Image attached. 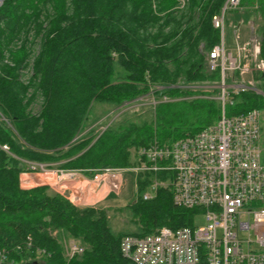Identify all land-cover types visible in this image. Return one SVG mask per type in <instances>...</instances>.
<instances>
[{
  "label": "trees",
  "instance_id": "trees-1",
  "mask_svg": "<svg viewBox=\"0 0 264 264\" xmlns=\"http://www.w3.org/2000/svg\"><path fill=\"white\" fill-rule=\"evenodd\" d=\"M225 2L3 1L0 251L8 261L133 264L121 253L123 237L195 227L201 211L176 206L171 188L160 187L153 198L143 200L154 178L164 180L163 173L137 174L139 200L128 205L136 230L123 233L111 228L105 209L76 207L49 186H39L47 177L22 176L21 185L28 189L21 188L19 177L40 171H32L29 164L82 171L88 178L97 170L134 168L139 164L137 149L154 141L169 144L217 122L221 74L204 75L202 68L205 53L221 42L212 18L221 14ZM239 6L260 21L256 37L264 61V0H240ZM35 42L38 50L32 53ZM29 66L31 77L25 84L21 72ZM234 75L238 73L231 79ZM254 77L264 94V74ZM148 96L156 103L150 119L121 114L102 132L95 125L100 118L89 120L95 104L109 106L107 114L113 116L112 111ZM37 97L39 110L30 113ZM231 102L225 106L227 116L264 112V96L251 90L232 95ZM63 237L77 241L83 252L65 256Z\"/></svg>",
  "mask_w": 264,
  "mask_h": 264
},
{
  "label": "built area",
  "instance_id": "built-area-1",
  "mask_svg": "<svg viewBox=\"0 0 264 264\" xmlns=\"http://www.w3.org/2000/svg\"><path fill=\"white\" fill-rule=\"evenodd\" d=\"M239 3L240 0H226L221 14L212 18L213 27L221 32V42L205 53L202 68L204 75L220 71L217 97L221 102L220 118L194 135L169 144L160 145L154 141L137 149L139 164L128 169L136 175L139 172L163 173L164 180L154 178L143 200L153 198L158 188L169 187L174 204L200 210L206 225L175 230L161 228L143 237H123L121 253L133 264H264L262 113L256 109L234 116L225 113L226 104L232 103V95L249 90L253 82H235L231 79L233 74H264L260 43L253 27L250 29L253 36L247 41L241 40L239 28L234 29V48L226 50L225 16ZM2 149L8 151L7 146ZM29 165L32 171L37 168L36 164ZM69 172L71 178H79L73 188L83 183V190L104 176H116L114 173L119 169L97 170L89 179L84 178L82 171ZM73 242L68 248L70 257L84 250ZM4 253L0 251L2 259Z\"/></svg>",
  "mask_w": 264,
  "mask_h": 264
},
{
  "label": "rangeland",
  "instance_id": "rangeland-1",
  "mask_svg": "<svg viewBox=\"0 0 264 264\" xmlns=\"http://www.w3.org/2000/svg\"><path fill=\"white\" fill-rule=\"evenodd\" d=\"M4 1V0H3ZM1 2V4L3 3ZM0 4V5H1ZM260 21L254 20L250 17V14H247L243 7L239 6L234 11L228 13L225 18V29H224V43L226 50L231 51L234 48L233 42V30L239 28L241 34V40L247 41L253 35L251 34V27L254 29V36L257 35V29L259 27ZM250 26V27H249ZM38 50V42H35L34 45L31 46L32 53H37ZM237 73V72H236ZM256 74H238L235 82H243L247 84L248 81H253L249 90L258 93L260 91L256 88V81L254 80V76ZM31 77V67L24 69L21 72V81L23 83H27ZM259 94V93H258ZM264 96V95H262ZM41 104V98L37 97L36 101L30 106V113H36L39 110ZM153 106V100L151 96L138 99L132 104H127L122 108L117 109L116 111H112L110 114L107 112L110 111V107L105 104H95L93 110L89 115V120H95L100 118V122L98 121L95 125L97 126L96 130L101 131V129L107 127L113 118H117L119 115L123 114L122 117L130 118L132 116L141 117V118H152L151 108ZM136 114V115H135ZM110 116V117H109ZM109 117V119H107ZM121 117V118H122ZM111 120V121H110ZM92 122V121H91ZM105 124H107L105 126ZM94 125V126H95ZM261 126H262V143L264 140V112L261 115ZM263 146V145H262ZM264 150V146H263ZM134 153V152H133ZM37 165V164H36ZM38 168H41L38 172L33 173H23L30 175H38L47 177L46 183L42 182L39 186H49L52 192L59 193L60 195L67 198L71 203H73L76 207L86 208H103L107 211L109 217V224L111 228L115 232H134L136 230L135 224L132 221V214L128 207L131 202L139 200L138 196V180L137 175L133 173L134 171H128V169H119V172H115L116 176H104L100 179L99 182L89 183L87 187H83L81 190L80 183L76 185L78 177L71 178L68 176L70 174L69 171H62L56 169H48L46 166L43 168L40 165H37ZM132 169V168H129ZM22 175V174H21ZM20 175L19 181L21 182L22 176ZM26 176V175H25ZM79 176V175H78ZM83 177V176H82ZM85 179L87 177L84 176ZM79 179V178H78ZM89 179V178H88ZM21 184V183H20ZM74 184V185H73ZM21 186V185H20ZM31 188V187H29ZM194 225L196 227H203L206 225V219L204 215H198L195 217ZM56 235V232H53ZM61 244L64 249V255L69 256L71 253L67 249L73 242L72 239H67V237L61 238ZM75 242V241H74ZM73 242V243H74ZM70 243V244H69ZM76 244L77 241L75 242ZM5 258L0 257V264H25L27 261H22L19 263H14L13 261H8L6 259V252L3 254ZM75 254L73 256H76ZM70 257V256H69ZM31 262V261H28ZM39 262V261H38ZM38 264V263H37ZM39 264H43V262H39Z\"/></svg>",
  "mask_w": 264,
  "mask_h": 264
},
{
  "label": "crops",
  "instance_id": "crops-1",
  "mask_svg": "<svg viewBox=\"0 0 264 264\" xmlns=\"http://www.w3.org/2000/svg\"><path fill=\"white\" fill-rule=\"evenodd\" d=\"M250 27V26H249ZM24 175H28V174H22L21 176H24ZM21 183V182H20ZM21 185V184H20ZM21 188H23V189H28L29 187H23L22 185H21Z\"/></svg>",
  "mask_w": 264,
  "mask_h": 264
},
{
  "label": "water",
  "instance_id": "water-1",
  "mask_svg": "<svg viewBox=\"0 0 264 264\" xmlns=\"http://www.w3.org/2000/svg\"><path fill=\"white\" fill-rule=\"evenodd\" d=\"M3 0H0V4ZM260 95H264L261 91H257Z\"/></svg>",
  "mask_w": 264,
  "mask_h": 264
},
{
  "label": "flooded vegetation",
  "instance_id": "flooded-vegetation-1",
  "mask_svg": "<svg viewBox=\"0 0 264 264\" xmlns=\"http://www.w3.org/2000/svg\"><path fill=\"white\" fill-rule=\"evenodd\" d=\"M33 264H37V263H33Z\"/></svg>",
  "mask_w": 264,
  "mask_h": 264
}]
</instances>
